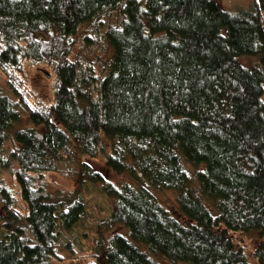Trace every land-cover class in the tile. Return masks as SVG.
<instances>
[{"label": "trees", "instance_id": "obj_1", "mask_svg": "<svg viewBox=\"0 0 264 264\" xmlns=\"http://www.w3.org/2000/svg\"><path fill=\"white\" fill-rule=\"evenodd\" d=\"M117 11L124 21L105 33L114 50L106 72L74 59L71 39ZM27 63L54 72L52 105L22 80ZM0 70L16 98L0 86V176L18 164L26 205L19 212L1 191L0 264L62 261L63 236L87 213L86 184L102 185L109 227L148 247L114 233L89 264H254L231 235L264 234V0L237 12L217 0H0ZM21 110L31 127L6 156ZM100 158L135 184L106 181L88 164ZM67 162L79 163L82 179L56 197L47 175ZM188 165L204 167L201 194ZM153 189L174 191L186 221ZM255 259L264 264V241Z\"/></svg>", "mask_w": 264, "mask_h": 264}, {"label": "rangeland", "instance_id": "obj_2", "mask_svg": "<svg viewBox=\"0 0 264 264\" xmlns=\"http://www.w3.org/2000/svg\"><path fill=\"white\" fill-rule=\"evenodd\" d=\"M145 1V0H142ZM221 6L230 12H237L242 9L249 8L252 0H217ZM145 3V2H144ZM124 21V16L120 11L114 12L99 21L84 25L79 33L74 36L71 41L74 43L73 57L80 60L84 64H93L100 69L102 73L111 66L114 50L110 43L105 38V33L111 26L121 25ZM241 62L247 66H253L257 59L255 57H245ZM22 80L29 90H32L36 100L43 105L50 106L54 102V90L56 85L55 74L47 65H34L27 63L24 68V73L21 74ZM0 86L7 96L12 99L14 97L11 86L7 77L0 70ZM31 127L30 120L26 112L21 110L20 120L15 123L8 133V140L5 147L6 156H9L17 149L15 143V134L19 130L28 129ZM108 145L111 142L108 141ZM91 169L94 172L104 176L106 181L115 184H135L134 180L129 175H119L107 168L103 158L98 160L88 161ZM18 169V164L12 162L10 169L0 176V226L3 224L2 219L5 213L2 209L3 197L1 191L3 189L10 190L16 198L15 208L19 212L25 213L26 205L23 203L19 186L15 181L14 175ZM189 172L194 179V188L200 194V188L197 180V171L188 165ZM82 179V170L79 163H63L60 165L59 171L47 175V190L56 197L68 198L69 195L78 187ZM155 196L160 203L167 208L174 216L184 220V217L179 211L178 196L174 191L153 189ZM86 204L87 213L85 218L79 222L70 233L63 236L62 247L59 250L62 261H55L52 264H89L91 261L97 262L94 257L95 248L101 240H108L114 233L129 234L123 227L110 228L107 223V218L111 212V205L106 195L103 192L101 184H86L84 193L81 196ZM204 200L212 206V203L204 198ZM6 232L0 228V239H4ZM129 240L136 245H139L143 250L148 251V247L127 236ZM237 246L242 247L247 253L250 261L256 263L255 249L261 241H264L262 232H253L249 234L236 233L231 235ZM168 264V263H164Z\"/></svg>", "mask_w": 264, "mask_h": 264}]
</instances>
